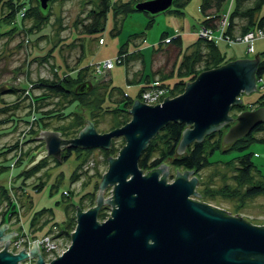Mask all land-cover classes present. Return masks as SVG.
<instances>
[{
    "label": "rangeland",
    "instance_id": "374dc122",
    "mask_svg": "<svg viewBox=\"0 0 264 264\" xmlns=\"http://www.w3.org/2000/svg\"><path fill=\"white\" fill-rule=\"evenodd\" d=\"M130 1L136 2L140 0ZM97 2L98 0H52L48 2L50 8L49 13L47 12V18L45 16L42 17L41 14L38 16L35 13L24 20L23 27L26 32L17 31L11 36H1L0 86L2 84H8L10 87L19 89L25 82H32L31 80L37 78H50L53 76V64H51V62L55 63L59 70L64 72L63 55H66V62L69 66L75 64L85 65L87 63L93 66L94 62L97 63V61H104L107 59L113 60L111 67L105 69V71H103L104 73H93L96 77L95 80H100L99 82L101 83L108 82L111 83V85H116L133 99H140L138 98L140 95L137 93L141 86L145 85L146 87L144 88H147L154 83L166 89L167 93H165V96H167V98L175 97L184 90L186 82H192L199 74L198 71H195L193 77L183 81L181 84L178 82V87L183 86L179 91L177 89L173 92L169 91L170 86L172 87L180 78V75L177 74V66L182 59L185 48L197 38H203L197 32L199 27H203L199 24L202 19L199 12L200 0H189L185 4L183 13L180 16L168 12L154 15L153 23L148 28H146L149 19L148 15L141 11H131L120 18V32L116 35L110 34V30L113 27V17L112 10L109 9L106 16L105 28L100 34L82 35V58L80 60L78 57L80 56L78 45L74 47L69 46L71 41H74L75 44L77 43L74 39L77 37L74 21L76 18L83 17L86 11L90 7L95 6ZM36 3V0H30V3L26 4L35 5ZM113 3H116L115 5L118 9L122 8L119 0H109L110 6H112ZM232 5L233 0H226L222 13L214 20L215 27L213 30H216L215 32H217L218 27H221L224 23L225 26L223 25V27L225 30L227 16ZM43 12H46V10H43ZM28 28H31V30H28ZM251 30H256V28ZM140 31H145L142 36L143 38L141 40L137 39L136 45L133 43H129L128 45L129 49H131V46L138 47L137 49H139L140 54H142L141 60L138 58L129 61L128 65L130 68L128 78L129 80L131 79V81L128 82L125 79L126 66L123 64L124 58L117 62L115 57L117 56L116 54L120 44L126 42L130 34ZM162 33H165L168 37L166 39L161 38L160 40ZM174 36H179L180 38V50L176 51L177 56L171 52L169 55V62L165 63V57L168 56L169 51L166 53L155 52H157L156 49L158 46H161L163 50H170L171 47H169L167 39ZM236 38L232 41L228 39H219V42H214L212 40L217 44L219 52L223 54V60L221 62L227 63L238 58L251 59L256 53L259 55V58H264V53H262V51H264V37H255L252 40L250 49L247 48L245 42ZM100 39L102 41H100ZM159 40L160 43L158 42ZM49 52L52 54L51 57L48 55L46 60L39 61L40 56H44ZM90 62L93 63L91 64ZM163 64L164 66L162 69L161 67ZM160 68L163 73L173 68V73L164 80L167 85L162 84L160 80L158 81L157 77L159 75L156 72H158ZM99 74L102 75L99 76ZM146 78H148L147 84H145ZM258 83L260 84L261 82ZM95 90L98 91L100 97L105 87L98 89L96 87ZM4 91L1 92L0 97L6 102H11L17 96V93H20L19 91ZM37 91L38 90L35 89L34 92L37 93ZM263 92L264 89L262 87H256V90L247 92V94L241 91L238 98H240L242 104L249 106L250 103L258 101V98ZM86 96L89 97L87 102L93 100L92 98L94 96ZM112 99H114V97L111 98V100ZM48 100L50 101L49 107L58 108L65 103L62 97L52 94H49ZM24 102L25 101H21L20 108L15 112L17 117H19L18 115L23 116L24 114ZM92 104L93 103H91V105ZM245 106L242 110L253 109L256 103L253 108L248 107L246 109ZM69 107H66V110L74 108L71 107V105ZM75 108L79 110L82 116L86 112V107L83 108L80 104ZM10 111L13 112L12 107L8 110V112ZM240 111H235L234 108L230 107L229 115L235 118ZM94 112L95 116L93 119L97 120L96 125H94L93 119H91V121L97 132L103 133L112 129V127L110 128V125L113 123L112 112L106 111V113H104L98 110ZM85 119L90 120L89 117ZM48 122L51 128L62 123L66 124V126L69 124L67 118L59 119L58 117L49 118ZM231 124L232 122L227 123L228 126L223 125L220 127L222 128V136ZM9 126L10 125H7V123L0 124V132L7 130ZM25 127V123L20 121L18 126L15 127L14 132H5L1 134L0 145L3 143H12L18 138V130H23ZM32 134L33 133H31V135L27 133L24 140H30V138L34 136H32ZM36 141H34L33 138L29 143L24 145L26 148L35 144L34 148H31L27 154L22 156L20 167H5L0 171V185H5L10 195H14L11 201L9 198L5 197H3L2 200V194L0 192V225L3 223L8 225L6 228L2 229L3 234L11 231L17 232L11 235L10 240L13 238V235H19L23 231L27 236L29 235L28 237L30 239H41L46 234L56 246L47 252L46 255L43 254L41 248L38 247V250L44 262L49 263L50 260L61 255L70 245V233L76 226L75 205L82 211L96 206L95 196L101 176L106 172L108 167L107 157L110 156L111 158H115L117 156L118 150L124 145V139L123 137H114L111 140L114 149L112 151L107 150V154L102 152L100 148H90L87 153L83 152L77 156L72 154L67 160L62 162L57 161L58 163L53 161L52 156L47 155L45 156L46 163L43 166L37 167V170L32 171L31 176L25 178L23 185L24 189L18 188L17 186H20L19 184L23 182L22 176L24 177V173L43 158H39L36 163L25 168V164L33 160L37 151L44 149L43 141L41 144H39L38 139ZM222 144L223 146L227 145L224 143ZM248 150L252 153L251 159L257 168L252 171L251 179H247L244 183L240 184L239 182H242V179L239 177L237 171H235L234 163H226V161L241 155V153L233 149L227 150L226 152L215 151L209 157L213 163L207 165L195 175L197 177L195 191L198 192L199 195L194 194L191 195L190 198L225 210L230 215L236 213L237 216H240L251 224L264 225V194L248 196L244 192V187L249 183H255L259 181V179L264 181V142H252ZM14 152L15 151L11 150L7 155L11 156ZM29 155L32 156L30 160ZM16 157H18V154ZM7 161L8 159H5L4 156L0 157V164L5 165ZM80 161L82 162L81 164H79ZM175 168L176 167L170 164L167 165L165 174L167 183L174 181L176 170L179 173H183L182 168H176V170ZM145 173L146 172H143V174ZM161 175L162 172L159 173V177ZM191 176L192 174L189 173L187 178L190 179ZM39 182H41L43 186L38 190H34L33 186ZM112 186L113 185L109 184L103 187V192L101 193L102 199H106L112 195ZM13 187L16 189L14 190ZM8 201L14 202V211H11L12 213L9 219L4 217L7 211V209L5 211L4 208ZM42 208H51L52 212L40 214L39 210ZM111 210V203H100L97 219L99 221L107 219L108 216H110ZM8 211L10 213V210ZM36 213L35 219L37 223L35 222V226H31V220H33ZM99 213H102V215H99ZM61 231L63 232L60 233ZM26 246L25 244V247ZM2 248L3 246L0 245V250ZM27 249L28 247H26L25 252L29 254V250ZM36 259L37 258L34 257L33 261L36 262Z\"/></svg>",
    "mask_w": 264,
    "mask_h": 264
},
{
    "label": "water",
    "instance_id": "95a60500",
    "mask_svg": "<svg viewBox=\"0 0 264 264\" xmlns=\"http://www.w3.org/2000/svg\"><path fill=\"white\" fill-rule=\"evenodd\" d=\"M48 1L38 0L42 11L47 10ZM172 2L140 0L133 7L154 16L166 12ZM259 59L256 53L251 59L238 58L203 70L192 82H186L180 94L165 96L154 105L134 99L127 109L130 119L107 132H97L85 116V125L70 139H64L57 130L39 129L32 138L43 141L44 149L37 151L25 168L47 155L59 160L64 146L108 148L114 137H123L124 145L115 158L107 157L96 206L82 211L75 205L76 226L70 233L68 248L45 263L36 240L31 242L29 254L37 258L36 264H264V225L251 224L236 213L230 215L190 198L199 195L192 169L179 173L175 168L174 181L167 183V165L160 162L143 174L137 164L147 141L170 120L186 124L174 149L176 154L227 123L232 122L222 136L224 144L262 123L263 105L241 110L235 118L229 115L231 105L241 102V91L247 94L256 90ZM7 87L2 84L0 90ZM91 87L90 80L82 81L74 87V93L83 94ZM109 184L113 185L112 195L102 199L103 187ZM100 203L112 205L110 216L102 221L97 219ZM7 226L0 225V264H20L28 254L24 248L16 254L7 250L11 235L17 233L3 234Z\"/></svg>",
    "mask_w": 264,
    "mask_h": 264
},
{
    "label": "trees",
    "instance_id": "16d2710c",
    "mask_svg": "<svg viewBox=\"0 0 264 264\" xmlns=\"http://www.w3.org/2000/svg\"><path fill=\"white\" fill-rule=\"evenodd\" d=\"M49 0L48 2H51ZM112 1V0H111ZM189 0H173L171 7L166 11L168 13L176 14L178 16L182 15L183 8L185 4ZM35 5H27L26 3H30V0H0V37L5 35H13L17 31L26 32L23 27L24 20L30 17L33 14H37L38 16H45L47 18V14L49 13L50 5L48 4V8L46 12L41 11L39 7V2L36 0ZM121 5V9H118L113 3L112 6L109 5V0H98L95 6L90 7L86 14L81 18H76L74 21V26L77 32V37L74 38L77 43L74 41L69 43V46L74 47L78 45L80 50L79 59L82 58V45L81 39L82 35H98L105 28L106 16L109 9L112 10L113 17V27L110 30V34L116 35L120 32V18L125 14L136 11L134 9V3L130 0L123 1L119 0ZM226 4V0H200L199 3V12L202 16L200 21V25L203 27L214 28L215 23L214 20L220 16L223 11V7ZM22 12V13H21ZM48 12V13H47ZM39 13V14H38ZM148 15L149 19L146 25L148 28L153 23V15H150L146 12H143ZM258 29L264 31V0H233V5L231 10L227 16L226 27L224 30V34L228 37L234 39L238 35H243L246 31L251 29ZM31 30V28H28ZM145 31H140L138 33L130 34L126 42L120 44L117 56L124 58L123 64H125V79L129 80V61L140 59L141 55L139 49L131 46V49L128 48L129 43H133L136 45L137 39H142ZM168 36L165 33L161 34V38L166 39ZM160 40L158 41L160 43ZM169 42L168 45L170 50H163L161 46H158L155 53H166L169 51L167 57H165L166 62H169V55L171 52L176 54L177 50H180V38L179 36L170 37L167 39ZM141 42V41H140ZM188 50V51H187ZM264 53V51H262ZM261 53V54H262ZM52 56V54L46 53L44 56L39 57V61H44L47 59V56ZM124 55V56H123ZM177 56V54H176ZM63 66L64 72L60 71L55 63L53 64V76L50 78H37L35 80H31L32 82H25V84L16 89L14 87H10L7 84V88L0 90L3 92L7 91H19L17 96L11 101L6 102L0 97V124H9L10 126L5 131H1L0 135L5 132H14L15 127L18 126L20 121L25 123V128L22 130H18V138H16L12 143H3L0 145V157L4 156L5 159H8L7 164H0V171L5 167L16 168L20 167L22 162V156L27 154L31 148H34V145H30L25 148L24 145L29 143L30 140H24L25 135L28 133L32 136L35 135L39 129H49V130H57L60 132L61 136L64 139H70L76 136L78 130L84 125V116L89 117V119H93L95 116V110L106 113V111L112 112V120L113 123L110 125V128H115L123 125L130 119V114L127 109L131 107L133 102V98L127 95L120 87L116 85H111V83H104V86L98 80H95V74H93L92 68L87 64L80 65L75 64L72 66L67 65L66 55H63ZM223 60V54L219 52L217 44H215L212 40H208L205 38H197L194 42L190 43L184 51L181 61L177 66V74L180 75V78L173 86H170V92L175 91L176 89L179 91L182 87H178L179 84L183 83V81L193 77L195 71L199 73L203 70L211 69L219 67L225 63L221 62ZM80 63V62H79ZM164 63V64H165ZM162 65V69L163 66ZM161 68L158 72V81L160 80L162 84H166L164 80L170 76L173 72V68L166 73L161 71ZM264 74V58L260 57L259 62L257 64L255 70V78H259ZM102 74H99V76ZM154 76V75H152ZM90 80L92 82V87L83 94H75L74 87L82 81ZM148 78L145 79V84H147ZM105 87V90L101 93L100 97L98 95V91L95 88ZM146 87L145 85L141 86L138 90V95L143 91ZM144 88V89H143ZM36 90V92H34ZM28 91L27 93L25 91ZM4 91V92H5ZM181 92V91H180ZM49 94L57 95L62 97L65 100V103L60 105L58 108L49 107L50 101L48 100ZM86 95L94 96L89 102H87ZM14 96V95H13ZM111 100V98H113ZM140 96H138L139 98ZM21 101H25V109L23 111V116L15 115L17 109L21 106ZM91 103H93L91 105ZM264 106V92L258 98V101L254 103H250L249 106H245L242 104V101L238 104L231 105V108H234L235 111H240L244 108L247 109L253 108L254 104ZM80 104L83 108L86 107V112L81 115L78 109L75 107ZM74 107L72 109H67L69 106ZM98 106V107H97ZM12 107L13 112H8V110ZM254 107V108H255ZM70 108V107H69ZM52 117H58L59 119H68V126L66 124H59L55 127H50L48 119ZM94 125H96L97 120H92ZM185 123L181 121L170 120L165 123L145 144L144 148L140 152V155L137 160V164L142 172H147V170L151 168H155L158 166L160 162L163 164L171 165L176 168H182L183 170H193V174L196 175L198 171L205 168L207 165L213 163L209 157L215 151L226 152L227 150L233 149L241 155L236 156L226 163H234L235 171H237L239 177L242 179L240 184L244 183L245 180H249L252 177V171L257 169L251 159V152L248 150L250 144L254 141L264 142V121L257 126H255L248 134L243 137L238 138L232 143H228L226 146H223L222 142V128L215 129L205 134L202 140L193 141L188 144L184 152L180 154L175 153V147L178 144L181 138V131L185 127ZM227 125V124H225ZM228 126V125H227ZM21 133V134H20ZM76 133V134H75ZM260 133V134H259ZM75 134V135H74ZM22 135V136H21ZM38 133L36 134V136ZM21 137V138H20ZM37 138H34L36 141ZM37 142V141H36ZM39 144L42 143L41 140L38 141ZM38 145V144H37ZM33 146V147H32ZM102 152L107 154V150H113L114 145L113 142L110 144L108 148H100ZM15 151L13 155L8 156L9 151ZM22 150V151H21ZM90 148L83 149L81 147H71L64 146L60 159L57 160L52 157L53 161H65L72 154L76 156L83 152H89ZM18 154V157L16 155ZM6 156V157H5ZM32 156L29 155V160ZM168 162V163H167ZM46 163L45 156L41 161L37 162L36 165L30 167L22 176L23 182L17 186L18 188L24 189V181L25 178L31 176L33 170H37V167L43 166ZM58 163V162H57ZM82 162L80 161L79 164ZM264 176V175H263ZM42 182V181H41ZM39 182L33 186L34 190H38L43 184ZM14 188V187H13ZM16 188H14L15 190ZM1 198L3 197L14 198V195H10L5 185H0ZM244 192L248 196H254L259 194H264V181L260 180L248 184L244 187ZM14 200V199H12ZM14 202H6L4 217L9 219L11 215V211H14ZM50 209V210H48ZM10 210V213L9 211ZM44 212H52L51 208H42L39 210V213L42 214ZM37 213L31 220V226H35ZM102 215V213H99ZM36 222V223H35ZM61 231L60 233H62Z\"/></svg>",
    "mask_w": 264,
    "mask_h": 264
},
{
    "label": "built area",
    "instance_id": "2783aa9c",
    "mask_svg": "<svg viewBox=\"0 0 264 264\" xmlns=\"http://www.w3.org/2000/svg\"><path fill=\"white\" fill-rule=\"evenodd\" d=\"M22 13V12H21ZM224 16V15H223ZM225 17V16H224ZM226 19V18H225ZM225 26V23L223 24ZM221 25V27H218L217 32L216 30H213L212 28L209 27H199L197 32L200 36L206 39H211L214 42H219V39H228V40H235L228 37L227 35L224 34V27ZM261 38L264 37V31L262 30H250L244 33V35L237 36L240 40L246 43L247 48H251L252 40L255 38ZM236 38V39H237ZM100 41H102L100 39ZM122 59V56H116L115 60L118 62L119 60ZM93 63V62H90ZM113 63V60H102V61H97V63L94 62L93 66H90L93 70L94 73L100 72L104 73L105 69H109ZM258 82H261L260 84ZM255 86L260 88L262 87L264 89V75L260 76L259 78L255 79ZM26 93L28 92L27 90L25 91ZM166 89L158 86L157 84H152L149 87L145 88L143 91L140 93V99H138L140 102H143L145 104H156L160 103L163 101V97L165 96ZM29 236V235H28ZM27 234L23 231L19 235H14L13 238L10 240L7 250L10 251L11 253H18L21 249L26 250V247H28L27 250H29V245L31 244L32 241L36 240L35 243L36 245L42 249L43 254H47L50 250H52L56 245L55 243L45 234L41 239H34V238H29ZM33 239V240H32ZM25 244L27 245L25 247ZM28 254V253H27ZM36 262L33 261V257L28 254L27 258L20 262V264H35Z\"/></svg>",
    "mask_w": 264,
    "mask_h": 264
},
{
    "label": "bare ground",
    "instance_id": "6f19581e",
    "mask_svg": "<svg viewBox=\"0 0 264 264\" xmlns=\"http://www.w3.org/2000/svg\"><path fill=\"white\" fill-rule=\"evenodd\" d=\"M124 56V55H123ZM122 60V59H121ZM92 64V63H91Z\"/></svg>",
    "mask_w": 264,
    "mask_h": 264
}]
</instances>
